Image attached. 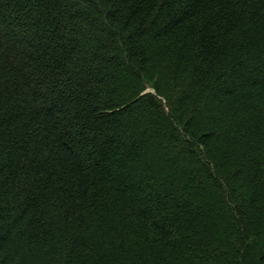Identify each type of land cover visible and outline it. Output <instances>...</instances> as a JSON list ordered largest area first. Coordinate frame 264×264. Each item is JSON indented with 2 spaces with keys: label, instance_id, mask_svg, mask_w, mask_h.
I'll list each match as a JSON object with an SVG mask.
<instances>
[{
  "label": "trees",
  "instance_id": "1",
  "mask_svg": "<svg viewBox=\"0 0 264 264\" xmlns=\"http://www.w3.org/2000/svg\"><path fill=\"white\" fill-rule=\"evenodd\" d=\"M0 264H264V0H0Z\"/></svg>",
  "mask_w": 264,
  "mask_h": 264
}]
</instances>
